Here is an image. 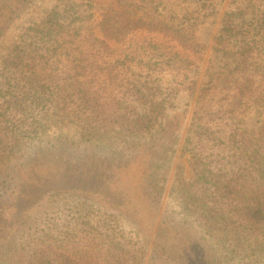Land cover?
<instances>
[{"label":"rangeland","instance_id":"1","mask_svg":"<svg viewBox=\"0 0 264 264\" xmlns=\"http://www.w3.org/2000/svg\"><path fill=\"white\" fill-rule=\"evenodd\" d=\"M67 1L33 0L27 5L1 36L0 57L19 41L28 24L39 21L58 4L67 8ZM106 2V6L111 3L120 11L117 15L124 20L140 18L146 24L134 28L119 41L110 39L111 49L105 52L113 53L106 56L111 61L99 58L95 77L87 78L77 70L72 71L75 79L61 78L64 84L58 87L55 97L44 98L38 104H22L15 115H11L15 111L12 107L4 108L8 118L16 123H6L8 127L0 139V264H9L13 254L27 249L28 239L41 241L46 231L56 242L54 252L61 254L65 250L61 245L63 235L78 233L86 227L100 232L107 224L106 214L114 216L116 225L113 223V226L119 234L133 240L132 248L139 242L144 244L139 264H156L155 255L160 253L155 252L153 245L163 243L164 239L171 245L167 253L180 255L189 264H202L198 257L201 248L210 246L215 251V237L208 235L197 212V206L203 202L199 196L203 194L198 191L194 200H189L188 194L194 186L186 188L185 182L195 176L200 164L197 157L216 173L225 171L230 177L236 170H231L234 161L242 160L240 157L249 144L248 140L216 144V140L201 141L195 135L198 115L201 121L218 130L216 135L219 130L233 127L230 118L220 112L228 99L226 90L218 83L216 86V81L208 82L217 75L218 65L225 60L213 51L212 36L228 12H235L232 16L235 22L242 18L254 20V15L264 10V0ZM66 18L62 17L64 22L70 19ZM97 20L91 26L95 35L102 37ZM76 21L63 28L60 41L68 53L80 56L79 51L90 52L86 39L90 31L85 28L89 23ZM148 41H164L170 49L186 54L191 68L177 71L166 67L164 61L159 62L162 50L152 49ZM254 52L250 60L257 61L256 64L248 66L247 72H240L238 79L243 83L247 80L245 74H250L253 81L248 88L245 109L237 110L241 118L239 126L248 131L264 123V52ZM114 55L126 61L116 62ZM56 57L57 63H66L63 52H58ZM228 59L233 60L232 55ZM42 73L45 76L52 73V65L45 64ZM104 77L109 80L105 81ZM95 79L100 83H95ZM71 82L76 83L72 86ZM208 86L212 88L207 92ZM10 95L12 101L14 92ZM101 100H106L101 113H116L117 119L109 115L108 121L99 122L94 113L98 110L95 104ZM136 112L146 113L145 123L154 125L143 132L132 131ZM175 116L178 121L172 149H166L169 150L166 159L158 163L157 173H153L161 189L154 188L156 195L152 204L143 193L146 162L137 153L145 154L149 149L158 121ZM133 148L139 151L133 154ZM81 210L90 211L91 217H95L90 224L70 221V215ZM180 240L184 248L178 245ZM100 241L105 240L94 241L96 250L102 246ZM68 252L78 255L74 246ZM250 258L256 259L253 264H264L260 257ZM168 262L176 264L174 260Z\"/></svg>","mask_w":264,"mask_h":264},{"label":"trees","instance_id":"2","mask_svg":"<svg viewBox=\"0 0 264 264\" xmlns=\"http://www.w3.org/2000/svg\"><path fill=\"white\" fill-rule=\"evenodd\" d=\"M32 1L0 0V38L11 21L19 16ZM105 2L106 0H68L65 3L67 8H62L61 4H58L49 9L39 21L28 24L19 41L0 57V139L4 135L3 130L8 127L6 123H16L13 118H8L6 109L12 107L15 111L11 115H15L23 106L22 104H38L44 98L55 97L59 92L58 87L64 84L61 78L75 79L72 71L77 70L78 74L85 75L87 78L95 77V71L100 64L99 58L106 62L111 61V57L106 56L113 55V53L105 52L111 49L110 39L119 41L122 37L131 34L134 28L146 24L140 18L124 20V17L117 15L120 11L116 10L111 3L106 6L107 2ZM123 2H128V0H112L114 4ZM257 13L259 14L254 15V20L242 18L235 22L232 21L235 12H228L212 36L213 51L217 55L220 54L225 60L218 65L219 70L215 73L217 75L210 77L208 82L216 81L214 83L216 86L220 84L221 88L226 90L228 99L222 105V109H218L216 112L220 110L221 114L228 116L233 127L230 130H219V134L216 135L218 130L209 123L201 121V116L198 115L195 135L201 141L216 140V144L248 140L249 145L245 146L240 157L242 160L234 161L231 170H236L230 177L225 171H221V174L216 173L201 158L197 157L200 164L195 169V176L191 181L184 183L186 188L194 186L188 194L189 200L193 201V196L198 191L203 194L199 196L203 202L197 206V212L206 232L210 237H215L217 244L215 251L210 246L199 250L198 257L202 264H253L257 262L250 256L264 259V123H261L255 130H243L239 126L238 121L241 118L237 114L238 109H245L246 101L249 100L248 88L253 83L250 74H245L247 80L241 83L238 80L240 72H247L248 66L256 64L257 61L250 60L256 53L254 51L264 52V10ZM62 17L70 19L64 22ZM74 19L77 20L76 22L89 23L85 25L86 30L90 31L86 37L90 45V52L85 53L86 55L83 51H79L80 56L68 53L67 47L63 46L60 41V35L63 36V28L70 27ZM96 20L102 37L95 35L92 29L91 22ZM76 26L73 25L74 28ZM69 29L72 30V27ZM149 45L152 49L162 50L159 62L164 61L166 67L177 71L191 68L190 58L177 49H170L164 41H148ZM72 50L70 48V51ZM58 52L59 54L63 52L66 63L62 64L61 62L62 65L60 62L57 63ZM229 55H232L233 60L228 59ZM114 56L113 60L116 62L126 61L124 57L120 59L119 55ZM45 64L52 65V73L46 76L42 73ZM255 67L256 65L253 68L255 69ZM236 72H239V76L236 75ZM68 74H70L69 77H67ZM99 75L97 74L96 77ZM104 80L108 81L109 79L104 77ZM74 83L76 82L69 84L73 86ZM95 83L100 82L95 79ZM211 88L212 86H208L207 92ZM12 91L14 99L11 101L10 93ZM95 96L101 97L100 95ZM104 104H106V100L95 104L98 110L94 115L99 122L108 121L109 115L117 119L119 115L116 113H101ZM5 107L7 108L4 109ZM136 114V124L131 125L134 127L132 131L143 132V130H147L146 127L150 128L151 125H154V123H149V125L145 123L146 113L136 112ZM177 121L178 117L175 116L164 117V120L155 123L154 128H158L155 129L156 134L149 143V149L144 152L145 154L137 153L146 162L147 174L146 178L144 176L143 187L145 190L143 193L152 204H154L152 198L156 195L154 188H160L156 181V174L153 173H157L158 163L161 164L166 159L167 151H169L166 149H172V143L175 140L173 132ZM166 132H168L167 135ZM103 133L104 131L101 132V134ZM137 151L139 149H132L133 154ZM226 175L227 177H225ZM91 214L90 211L81 210L76 215L71 214L70 221L78 225L90 224L89 221L95 218L91 217ZM104 219L107 220V224L101 228L100 232L97 229L86 227L78 233L63 235L61 245L65 250L61 254L54 252L57 248L56 242L52 240L48 231L44 233L46 237L41 241L38 238L28 239L27 249L23 250L21 254H13L9 264H120L118 260L121 261V264H132V261L139 264L143 259L144 244L139 242L132 248L133 240H126L127 236L119 234L114 228L113 223L116 222L114 216L106 214ZM114 224L116 225V223ZM97 239L105 240L100 241L104 248L100 246L98 250L95 249L94 245L97 243L94 241ZM123 239L125 240L123 241ZM9 241L11 244L12 238L9 237ZM166 242L164 239L163 243L155 242L153 245L155 252L160 253L155 255L156 264H169L168 261L173 260L176 264H189L180 255L171 253V251L168 254L171 245ZM178 245L184 248V243L181 240ZM73 246L78 253L76 256L72 252H68ZM33 248L36 249L32 251ZM18 252L22 251L18 250ZM113 254L115 259H111ZM163 254L164 257H162ZM244 258H247L248 261L241 263V259Z\"/></svg>","mask_w":264,"mask_h":264}]
</instances>
